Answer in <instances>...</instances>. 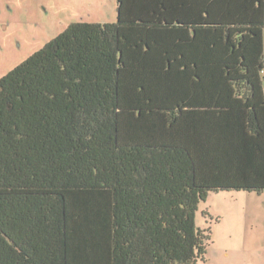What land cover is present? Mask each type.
I'll list each match as a JSON object with an SVG mask.
<instances>
[{"label": "trees", "instance_id": "1", "mask_svg": "<svg viewBox=\"0 0 264 264\" xmlns=\"http://www.w3.org/2000/svg\"><path fill=\"white\" fill-rule=\"evenodd\" d=\"M118 0L0 79V264H198L211 193H264V23Z\"/></svg>", "mask_w": 264, "mask_h": 264}, {"label": "rangeland", "instance_id": "2", "mask_svg": "<svg viewBox=\"0 0 264 264\" xmlns=\"http://www.w3.org/2000/svg\"><path fill=\"white\" fill-rule=\"evenodd\" d=\"M86 1L94 5L90 2V9L87 3H81L89 8L92 21L104 17L116 22L118 0ZM62 4L63 0H0V79L74 20L67 17L74 14L75 5L69 1ZM228 6V24L264 23L258 21L264 13L239 6V0H230ZM246 195L211 193L199 204L197 227L212 236L205 264H264V195Z\"/></svg>", "mask_w": 264, "mask_h": 264}, {"label": "crops", "instance_id": "3", "mask_svg": "<svg viewBox=\"0 0 264 264\" xmlns=\"http://www.w3.org/2000/svg\"><path fill=\"white\" fill-rule=\"evenodd\" d=\"M67 1L70 2L71 6H74L75 5V8L72 9V11L74 12L73 15H70L67 17V20H70V19H74V20H71V23H66L65 24V28L67 26H69L70 24L72 23H75V22H79V21H86V22H91V23H113V22H108V20H106V18L104 17H101L102 19L101 20H98V21H92L91 20V15H90V10L89 8L91 9L89 3L91 2H88L86 0H63V4H66ZM230 1V0H228ZM87 3L88 7L89 8H86V7H82L81 6V3ZM92 3V2H91ZM244 5V7L248 8V9H257L260 13H264V0H239V6H242ZM92 6L93 3H92ZM232 7V6H231ZM67 6H64V10H66ZM71 10V8H70ZM71 17V18H70ZM79 17H82L81 19ZM78 19H80L78 21ZM74 21V22H72ZM258 21L260 22H264V14H261V18L258 19ZM225 193H228V192H225ZM230 194H233V195H243V194H247L246 196H248V198H251L250 196L252 195H257V196H263L264 193L262 194H256V193H250V192H232ZM241 198V197H240Z\"/></svg>", "mask_w": 264, "mask_h": 264}]
</instances>
